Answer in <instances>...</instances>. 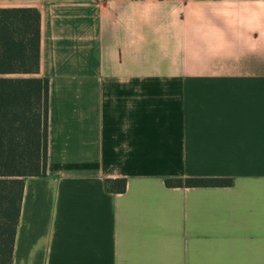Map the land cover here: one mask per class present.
I'll return each instance as SVG.
<instances>
[{"label": "crops", "instance_id": "0c3cea01", "mask_svg": "<svg viewBox=\"0 0 264 264\" xmlns=\"http://www.w3.org/2000/svg\"><path fill=\"white\" fill-rule=\"evenodd\" d=\"M26 7L47 143L11 264H264V0H0ZM191 177L232 182L163 183Z\"/></svg>", "mask_w": 264, "mask_h": 264}, {"label": "trees", "instance_id": "16d2710c", "mask_svg": "<svg viewBox=\"0 0 264 264\" xmlns=\"http://www.w3.org/2000/svg\"><path fill=\"white\" fill-rule=\"evenodd\" d=\"M39 13L0 8V264H11L23 179L43 175L47 143L48 82L38 76ZM231 178H165L167 187L225 186ZM110 193L124 178L102 181Z\"/></svg>", "mask_w": 264, "mask_h": 264}]
</instances>
